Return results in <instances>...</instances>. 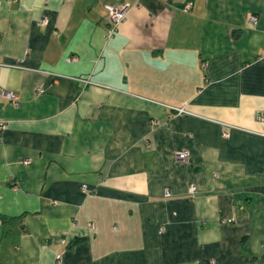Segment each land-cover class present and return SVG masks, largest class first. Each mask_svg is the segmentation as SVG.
Masks as SVG:
<instances>
[{
  "label": "crops",
  "instance_id": "0c3cea01",
  "mask_svg": "<svg viewBox=\"0 0 264 264\" xmlns=\"http://www.w3.org/2000/svg\"><path fill=\"white\" fill-rule=\"evenodd\" d=\"M0 88V264H264V0H0Z\"/></svg>",
  "mask_w": 264,
  "mask_h": 264
},
{
  "label": "built area",
  "instance_id": "2783aa9c",
  "mask_svg": "<svg viewBox=\"0 0 264 264\" xmlns=\"http://www.w3.org/2000/svg\"><path fill=\"white\" fill-rule=\"evenodd\" d=\"M130 4H121V5H112L109 6L108 10V18L111 26L110 35L114 33L118 29V27L121 25V23L127 18L128 12L131 9ZM256 16L251 17V21L256 22L257 21ZM8 98L14 102L18 100L17 95H15L13 92L8 91L6 89L0 88V98ZM180 113L184 112L185 109L180 108L177 109ZM225 136L229 135V132L226 131L224 133ZM190 158V151L188 149L181 150L177 153V159L182 162H188ZM82 188L84 191H87L88 186L86 184L82 185ZM189 192L191 195H196V185L192 184L190 186ZM166 195H170L169 191H167ZM90 227H92V224L90 223ZM65 242V240H64ZM58 259H61V255H58Z\"/></svg>",
  "mask_w": 264,
  "mask_h": 264
},
{
  "label": "rangeland",
  "instance_id": "374dc122",
  "mask_svg": "<svg viewBox=\"0 0 264 264\" xmlns=\"http://www.w3.org/2000/svg\"><path fill=\"white\" fill-rule=\"evenodd\" d=\"M129 13V12H128Z\"/></svg>",
  "mask_w": 264,
  "mask_h": 264
}]
</instances>
